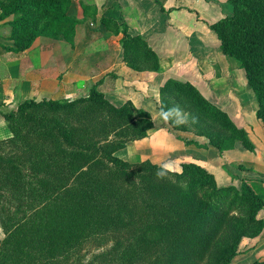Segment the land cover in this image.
Here are the masks:
<instances>
[{"label":"trees","instance_id":"trees-1","mask_svg":"<svg viewBox=\"0 0 264 264\" xmlns=\"http://www.w3.org/2000/svg\"><path fill=\"white\" fill-rule=\"evenodd\" d=\"M228 2L232 12L208 27L221 52L243 70L264 127V0ZM70 4L0 0V19L12 15L5 48L18 53L39 36L52 37L39 24L71 21ZM112 33L122 34L128 65L158 67L141 35L124 28ZM159 94L161 103L173 97L203 121L198 133L206 141L185 144L212 146L221 155L235 142L254 148L247 132L191 82L169 78ZM0 113L11 131L0 139V264H59L108 238L114 240L104 256L110 264H229L240 237L258 227L264 193L249 178L240 189L217 186L212 173L192 162H181L180 171L164 167L158 178L161 165L117 156L127 142L147 136L150 116L128 101L106 108L94 85L75 99L29 98Z\"/></svg>","mask_w":264,"mask_h":264},{"label":"crops","instance_id":"crops-1","mask_svg":"<svg viewBox=\"0 0 264 264\" xmlns=\"http://www.w3.org/2000/svg\"><path fill=\"white\" fill-rule=\"evenodd\" d=\"M84 1L88 4L83 8H95L104 2ZM108 3V6L114 3L116 11L126 18L134 14L147 16L158 10L162 12L168 23L167 27L171 30L169 32L171 38L180 36L179 44L178 40L175 42L171 39L162 46L153 45L158 53L161 68L166 74L171 75L170 78L191 82L206 98L211 97V94L216 99V94L222 99H231L238 86L246 88L242 78L238 77L240 83L233 81L236 79L231 75L230 68L234 62L221 52L218 41L208 27L210 23L223 16L222 10L214 5L212 0H109ZM10 19L12 15L0 19V102H3L4 108L13 109L26 97L43 96L57 99L76 96V93L82 90L79 84L83 77L79 75L74 59L64 60L60 46L62 42L39 36L24 51L18 53L8 51L5 46L10 45V42L5 43V36L9 33L7 22ZM116 39H120L119 34L105 31L95 39L98 42L94 44L97 50H102L101 47L104 50L113 49L117 56H120V59L109 61L107 65L112 67L108 73L113 78L117 76V67L118 69L125 67L121 57V45ZM186 40L192 44L185 46ZM183 49L187 50L186 54L190 52L189 56H192L190 61L189 59L182 61L183 56L186 58ZM104 50L103 52L112 53ZM163 62L166 63L165 66ZM237 71L235 68L234 73ZM143 88L147 97L159 101V87L145 84ZM250 102H252L250 99L243 101L242 109ZM214 103L231 114L226 108L227 104H221L217 99ZM0 112H3L1 108ZM242 113L246 121L252 116V112L248 110L243 109ZM245 127L254 144L252 150H247L240 142H235L233 148L223 151L221 155L212 146L198 147L194 144H185L184 139L196 138L185 133L170 134L160 124L151 127L144 138L127 142L116 155L130 162L148 159L152 163L163 164L164 167L175 171H180V163H174V160L181 158L179 162L198 164L216 178H220L221 174L223 176L224 173L228 174L225 164L231 167L242 165L247 172L257 174L250 176L253 177L250 178V184L257 192L264 193V128L261 122L246 124ZM252 128L254 130L251 132ZM9 136L11 131L0 113V139ZM230 264H264V235L235 256Z\"/></svg>","mask_w":264,"mask_h":264},{"label":"rangeland","instance_id":"rangeland-1","mask_svg":"<svg viewBox=\"0 0 264 264\" xmlns=\"http://www.w3.org/2000/svg\"><path fill=\"white\" fill-rule=\"evenodd\" d=\"M101 1L104 2L99 4L97 3V6L92 5L95 6V8H83V6L88 4V2L82 0V2L79 3L78 0H71V4L68 8V13L71 17V21L57 26L52 23H47L46 20H43L39 24L40 26L46 25L47 34L53 37L52 38L50 36H45L46 38L53 40L56 39L57 41L62 42V45H60L61 43L59 45L62 48L64 60L71 61L72 59H74L77 71L79 75L83 77V80H81V83L79 84L82 90L76 93V96L62 97L53 100L62 101L64 99H75L84 96L88 93L90 87L94 85L106 100V108H108L110 105L115 108L120 107L128 101L133 105V108L141 109L148 113V115L150 116L152 127L154 125L159 126L160 124H162L170 134L185 133L194 136V138L199 141H206V137L198 133V131L202 130L201 126H203L204 124L202 120L196 118L195 122H192L189 118L188 123L176 124L171 119L169 121H164L160 118L159 113L161 109H163L162 107L168 108L172 107L173 105L179 106L182 112L188 113L190 117H195V115H192L190 113L185 104H182L180 101L174 99L173 97H170L166 100V102L161 103L160 94H158L159 101H156L152 97H147V95L144 94L143 87L145 86V84L157 86L160 89L165 81L168 80L171 76L169 74H166V72H164L165 70L161 68L158 53L156 52V50H154L153 47L154 44L162 46L163 43H166L171 39L175 42L178 40V44L180 42V36L171 38V36L169 35V32H171V30L167 27L168 23L166 21V17L163 16L162 12L158 10L154 11V13H149L147 16H137L136 14H134L126 18L123 17L124 15L121 16L120 13L116 11L117 8H114V3H111L108 6L109 0ZM212 2L222 10L221 13L223 16L221 18L232 12V5L228 2V0H212ZM118 28L119 30L123 28L126 29L128 34L130 35H141L146 41L147 45L152 48V50L156 54V58L158 57V67L153 68L149 66V64L141 61H134L129 65L124 62L125 67H120L119 69L117 67V76L113 78V76L108 73L110 72L112 67H107V65L109 61L120 59V56H117V53H115L113 49L104 50L103 47H101L102 50H97V47H95L94 44L98 42V40L95 41V39L99 37V35L103 34L105 31L112 32ZM54 34H57L56 36L58 37L54 36ZM118 34L120 35V39H116V41L119 45H121L122 34ZM115 35H117V33ZM215 39L217 40L216 37ZM9 42L10 40H7L5 36V43ZM191 44L192 42H189L188 40H186V42L184 43L185 46H190ZM103 50L110 51L112 53L103 52ZM49 51L55 54L54 51ZM183 51L186 58H184L183 56L182 61H188V59L190 61L192 59V56H189L190 52L186 54L187 50L183 49ZM229 59L234 62L231 64L232 66L230 68V71L232 70L231 75L236 79L233 81H237L238 83H240L238 80V77H240L246 84L243 70L238 67V62L234 58L229 57ZM165 64L166 63L163 62L164 66ZM235 68L238 70L237 73H234ZM104 72L106 73L104 74ZM118 77H122V79H119ZM85 81L87 82V84ZM210 96L211 97L207 98V100H209L211 103H214L217 99V101L221 104H227L226 108L231 113L230 115H232L233 117H230L228 112L226 110L225 111L229 115L234 125L238 126L239 128H243L246 132V124L248 125L250 123L261 122L256 117V110L258 108L257 99L247 84L246 88L245 86L241 88H239L238 86L237 91L235 90L233 98L231 99H222L216 94V99L213 98L211 94ZM237 97H239V99H237ZM32 98L39 101L41 98L47 97L37 96ZM27 99L29 98H24V100ZM246 99L252 100V102L248 103L243 108L244 110L252 112V116L248 118L247 121L243 119L244 115L242 113L243 109L241 105L242 102ZM2 103L3 102H0V108L3 112L15 110L19 104H16L13 109L7 110V108H4L5 106ZM176 118L179 119V117ZM253 130L254 128L251 129V132ZM127 133H129V129ZM247 134L249 136L248 132ZM127 135L128 134H126V136ZM250 138L251 137L249 136V139ZM180 160L181 158H179L178 160H174V163H181L179 162ZM168 169L172 170L170 168ZM225 169L228 172V174L224 173L225 176L221 174L220 178H216L214 175L215 183L217 186L232 185L237 189H240L241 182L244 180V178L252 179L253 177L250 176L257 175L253 172H247L245 168L242 167V165H238V167H231L229 164H225ZM255 220V225L258 227H256L255 231L250 232V234L248 233V236L246 235L240 237V241L235 245V256L239 255L243 250H246L247 247L251 244H254L257 238L264 235V205L256 213ZM0 236L3 237L1 226ZM113 243L114 240L112 238H108L103 242L95 241L87 243L83 249L76 253H73L69 258L63 260L59 264H110V262L108 263L104 259V256L106 255V253H109L110 249L113 247ZM233 258L231 259L230 263L232 262Z\"/></svg>","mask_w":264,"mask_h":264},{"label":"clouds","instance_id":"clouds-1","mask_svg":"<svg viewBox=\"0 0 264 264\" xmlns=\"http://www.w3.org/2000/svg\"><path fill=\"white\" fill-rule=\"evenodd\" d=\"M159 116L164 121H169L170 119L173 120L176 124H185L188 123L189 118L192 122H195L196 117L189 116L188 113H183L182 110L177 105H173L172 107L163 108L161 109ZM176 117H179L177 119ZM164 166L161 165L158 169L156 175L158 178H164L165 172L163 171Z\"/></svg>","mask_w":264,"mask_h":264}]
</instances>
